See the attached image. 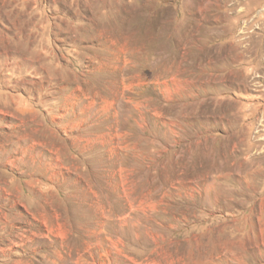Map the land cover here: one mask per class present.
Masks as SVG:
<instances>
[{
  "label": "rangeland",
  "instance_id": "obj_1",
  "mask_svg": "<svg viewBox=\"0 0 264 264\" xmlns=\"http://www.w3.org/2000/svg\"><path fill=\"white\" fill-rule=\"evenodd\" d=\"M0 264H264V0H0Z\"/></svg>",
  "mask_w": 264,
  "mask_h": 264
}]
</instances>
